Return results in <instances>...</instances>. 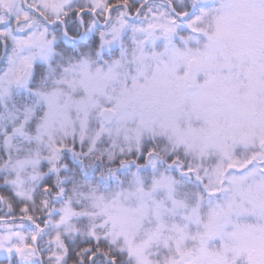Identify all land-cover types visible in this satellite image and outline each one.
<instances>
[{
  "label": "snow or ice",
  "instance_id": "snow-or-ice-1",
  "mask_svg": "<svg viewBox=\"0 0 264 264\" xmlns=\"http://www.w3.org/2000/svg\"><path fill=\"white\" fill-rule=\"evenodd\" d=\"M0 264H264V0H0Z\"/></svg>",
  "mask_w": 264,
  "mask_h": 264
}]
</instances>
